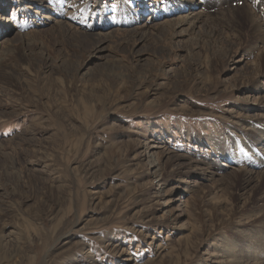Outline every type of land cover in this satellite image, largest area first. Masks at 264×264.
Instances as JSON below:
<instances>
[{"label":"rangeland","instance_id":"rangeland-1","mask_svg":"<svg viewBox=\"0 0 264 264\" xmlns=\"http://www.w3.org/2000/svg\"><path fill=\"white\" fill-rule=\"evenodd\" d=\"M241 8L0 0V264H264V60L203 23Z\"/></svg>","mask_w":264,"mask_h":264},{"label":"bare ground","instance_id":"bare-ground-1","mask_svg":"<svg viewBox=\"0 0 264 264\" xmlns=\"http://www.w3.org/2000/svg\"><path fill=\"white\" fill-rule=\"evenodd\" d=\"M239 15L243 16V18H244L243 22H245V23H243V24L240 23ZM203 18L204 17L200 13L195 14V15L185 16V19L181 17L177 21L175 20L174 24H169L164 29L160 28L161 30H157V29H154V30L158 33L161 32L160 34H162V33L164 34V32L168 33L173 27H175L181 23H184V22H188V23L190 22V23H192V26H194L196 23L201 22V20ZM208 22L215 27L225 26L226 28L230 29L231 36L237 38L238 40L243 38L244 41L247 40V43H252L253 45H257V46L260 45L261 51L256 56L257 61L256 62L254 61V62L258 66L260 59L262 58L264 60V27L262 26V22L259 19V17L257 15H255L251 10H248L246 8H241L239 11L234 12L233 10L228 9L227 11H225V14H222L220 17H215V18L211 17V18L205 19L203 21L204 24H207ZM246 26H247V28H246ZM58 27L62 28V27H66V26L59 25ZM67 27H69V26H67ZM69 29H70V27H69ZM143 29L144 28H140L139 30L142 31ZM242 29H245L246 33L243 34ZM139 30H136V32ZM131 34H133V33L124 34V38L129 37V35H131ZM74 36H75V34H74ZM110 38H112V37H110V35H108V36L106 35L103 38H101L100 40L98 39V42H102V41L108 40ZM255 48H256V46H255ZM257 69L259 72V67H257L256 70ZM162 152H163L162 153L163 155H165V156L167 155L168 159L178 160L180 158H183L181 156H170L171 154L169 152H166V151H162ZM197 167H198L197 164L194 163L193 161L185 164V169H187V170L197 169ZM251 173L246 171L245 173L241 172L240 174L242 176H244L246 180L251 181L254 179V177L251 176Z\"/></svg>","mask_w":264,"mask_h":264}]
</instances>
